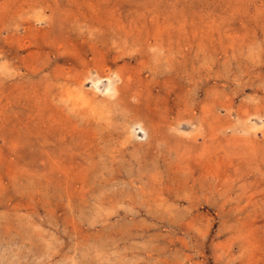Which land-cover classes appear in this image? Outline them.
<instances>
[{"label": "rangeland", "instance_id": "1", "mask_svg": "<svg viewBox=\"0 0 264 264\" xmlns=\"http://www.w3.org/2000/svg\"><path fill=\"white\" fill-rule=\"evenodd\" d=\"M0 264H264V0H0Z\"/></svg>", "mask_w": 264, "mask_h": 264}]
</instances>
